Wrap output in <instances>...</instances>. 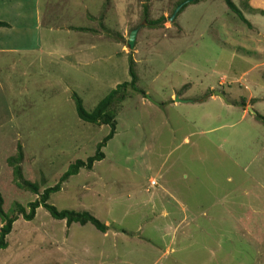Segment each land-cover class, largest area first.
Instances as JSON below:
<instances>
[{
    "label": "rangeland",
    "instance_id": "rangeland-1",
    "mask_svg": "<svg viewBox=\"0 0 264 264\" xmlns=\"http://www.w3.org/2000/svg\"><path fill=\"white\" fill-rule=\"evenodd\" d=\"M183 1L66 0L51 13L41 0L10 11L0 0L8 214L39 198L9 164L19 145L23 178L41 192L54 186L110 132L79 119L73 94L93 111L131 82L130 57L137 77L117 105L105 158L49 201L89 212L107 232L68 226L41 206L34 220L15 221L0 264H264V13L233 0L249 26L225 0L192 1L171 21ZM254 5L264 11V0Z\"/></svg>",
    "mask_w": 264,
    "mask_h": 264
},
{
    "label": "trees",
    "instance_id": "trees-1",
    "mask_svg": "<svg viewBox=\"0 0 264 264\" xmlns=\"http://www.w3.org/2000/svg\"><path fill=\"white\" fill-rule=\"evenodd\" d=\"M204 0H194V3H198ZM188 0H184L179 4L183 3L182 11L187 5ZM250 2V1H247ZM225 3L229 7V9L237 14L245 23L251 26L250 21L245 17L239 7L235 4L233 0H225ZM249 4V3H248ZM250 10H257L259 13H264L260 8H254L249 4L248 7ZM179 11V12H180ZM0 27H9L7 22L0 21ZM135 61L133 58H129V74L131 76V82H124L120 84L116 89L112 90L105 98H103L93 111H87L84 106V102L81 97L74 93L73 99L75 102V108L77 116L80 120L85 123L94 124V125H107L110 127V132L108 135L97 145V149L94 155L88 157L86 160L78 159L75 160L69 166L68 170L61 176L59 182L56 183L52 187L46 188L43 192H41V187L37 182H31L30 180H25L23 178V171L21 167V163L23 161V148L21 145L18 147V155L9 158V164L13 168V174L15 178L21 179V184L19 186L21 188H25L31 190L33 193L38 194L39 198L29 204V211H26L25 207H19V215L8 214L4 209V198L0 194V218L3 222V226L0 229V250L7 248L8 246V235L13 230V225L15 221L19 219V216H23L27 221H32L35 219L37 214V209L39 207H44L53 218L57 220H66L67 225L71 226L73 223H80L81 225H87L89 223L93 224L97 229L102 232H107L108 226L102 223L95 216L90 214L89 212H81L75 210H59L55 205L51 204L49 201L51 199L52 194H55L61 191L63 183L67 181L71 176L77 175L81 169L92 170L94 168V164L96 162L102 161L105 158V153L103 148H105L110 140H112L116 134L117 130V105L120 104L125 98L126 87L131 85L135 86L137 83V77L134 70ZM256 118L264 123V116L258 115Z\"/></svg>",
    "mask_w": 264,
    "mask_h": 264
},
{
    "label": "crops",
    "instance_id": "crops-1",
    "mask_svg": "<svg viewBox=\"0 0 264 264\" xmlns=\"http://www.w3.org/2000/svg\"><path fill=\"white\" fill-rule=\"evenodd\" d=\"M255 1H257V0H251L250 2H249V4L252 6V7H254V8H256L255 7V5H254V3H255ZM1 2H3V3H6V4H9L10 6L7 8L9 11L12 9V10H15V9H17V6H16V4L17 3H20L19 2V0H9V1H4V0H1ZM39 2V0H36V3H38ZM66 2V0H41V5H42V11H43V4H47L48 6H45V12H51V13H54L55 11L53 10V8H52V5H54V4H58V3H65ZM6 9V10H7ZM20 18V17H19ZM1 28V27H0Z\"/></svg>",
    "mask_w": 264,
    "mask_h": 264
},
{
    "label": "water",
    "instance_id": "water-1",
    "mask_svg": "<svg viewBox=\"0 0 264 264\" xmlns=\"http://www.w3.org/2000/svg\"><path fill=\"white\" fill-rule=\"evenodd\" d=\"M190 1H194V0H190ZM183 4L179 5L174 14L171 17V21H173L178 13V11L182 8ZM140 27H137L136 29H133L128 37V41H127V45H128V49L129 50H133L135 47V43H136V39H137V35H138V31H139ZM218 96H220L222 99H226L225 96L222 93H217Z\"/></svg>",
    "mask_w": 264,
    "mask_h": 264
}]
</instances>
